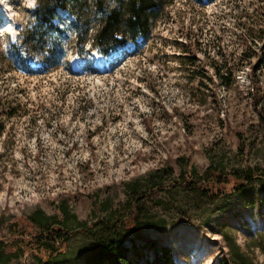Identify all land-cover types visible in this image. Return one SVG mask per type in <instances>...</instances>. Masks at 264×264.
Masks as SVG:
<instances>
[{
    "label": "rangeland",
    "instance_id": "rangeland-1",
    "mask_svg": "<svg viewBox=\"0 0 264 264\" xmlns=\"http://www.w3.org/2000/svg\"><path fill=\"white\" fill-rule=\"evenodd\" d=\"M117 2L62 0L49 24L41 19L53 0H0L11 19L10 27L0 26V102L18 104L14 116L0 115V249L11 253L0 264H36L37 234L26 219L37 208L69 233L58 245L62 255L48 264H81L93 236L105 233L98 222L122 216L123 182L161 167L173 170V187L146 201L142 229L127 234L125 243L138 249L132 264L152 253L139 235L169 245L173 264H218L226 252L216 233L221 223L242 247L251 237L264 247V207L258 213L249 202L259 188L264 199V177L247 183L241 197L228 192L232 182L226 194L189 182L208 166L264 174V131L254 125L248 65H239L230 88L205 79L204 95L193 96L198 79L187 74L194 67L181 69L174 55L181 27H192L209 56L220 60V46L234 68L241 47L224 11L226 3L247 0H157L144 36L131 39L121 29L124 41L100 55L94 37ZM197 57L211 77L205 56ZM261 74L264 80V67ZM61 201L75 206L77 220L60 224ZM15 222L20 230L27 224L24 234L13 232ZM252 254L264 264L261 250Z\"/></svg>",
    "mask_w": 264,
    "mask_h": 264
},
{
    "label": "trees",
    "instance_id": "trees-1",
    "mask_svg": "<svg viewBox=\"0 0 264 264\" xmlns=\"http://www.w3.org/2000/svg\"><path fill=\"white\" fill-rule=\"evenodd\" d=\"M53 1L51 10L47 13L45 12V16L41 19L49 24L54 17V9L64 7L62 0ZM117 1L109 10L103 26L94 37V47L97 49L98 46L97 52L99 54H104L114 44L124 41L122 37L118 36L121 29L131 33V39H135L137 35L144 36L151 19V10L155 7L157 0ZM221 1L232 2V0ZM226 5L230 6L224 11L225 15L231 22L234 29L233 36L241 47L236 66L231 68L227 65L228 62L224 58L220 46H216L214 50L215 55L220 56V60H216L214 56H209L207 48L201 45V38L192 34V27L185 30L181 27L183 38L175 42L180 49L179 52L174 54L175 59L181 69H186L187 71L189 66L194 67L189 73L186 72L188 73L187 78L189 81L198 79L197 90L191 91L193 96L197 94V91L201 95H204V90L207 88V84L204 82L205 79L209 81L214 80L216 85L230 88L236 82L235 72L239 69V65L247 64V81L249 86L247 95L251 100V106L255 114V129L257 132H262L264 131V80L261 74L262 67H264V0H247L244 4L232 2L231 4L226 3ZM259 42H261V53H257L256 46H253L258 45ZM198 51H200L202 57L205 56L204 60L212 68L211 77L206 76L204 66L199 68L196 65L199 61L197 57ZM17 107L18 104L15 103L5 102L1 104L0 102V115L14 116L18 112ZM181 168H184V165ZM181 168L179 167L180 173H182V170L184 171ZM192 171L190 170L189 173L193 174L194 177ZM173 174L174 172L171 168L161 167L149 170L140 177L123 182L124 193L127 199L122 216H117L114 221L105 218L98 222L97 225L105 230V233L93 236L90 244L83 251L81 264H132V256L136 255L138 249L135 243H132L131 246L125 243L126 240H130L127 234L137 233L142 229V207L153 194H165L173 187L174 182L171 181ZM261 174L254 167H246L241 170L223 173L213 166H208L198 174V177L196 176L197 182L194 179L189 182L194 186L198 185L200 191L206 194H215L217 191L218 193L226 194L228 190V192L231 191L232 194L241 197L246 184L256 178H263L264 174H262L263 176ZM230 182H232V185L226 190ZM262 191L263 189L261 188L257 189L255 198L249 199L250 204L256 208L258 213H261L264 207V199L261 196ZM128 198L130 202H127ZM153 203L157 206L161 203V199H156L155 202L153 200ZM58 210L63 215L60 224L67 217L72 216L74 219H78L75 206L68 205L65 201H61ZM26 221L37 234L34 237L35 248L39 253L36 256V264H48L60 257L62 250L58 245L65 243L69 233L60 225L53 226L54 224H58V221L51 220L43 210L38 208L28 215ZM26 225L23 226V230H20V226L16 222L10 227H13V232L17 231V234L21 232L20 235H22L25 233ZM152 227L156 229L157 224H152ZM216 233L221 236L224 248L226 249L225 256L220 258L218 264H256L252 249L257 248L264 254L261 239L251 237L249 242L242 247L237 242L234 230L228 223L218 224ZM139 239H144L142 246H146L152 251L151 257L145 258L143 264H173L169 245L159 243L156 238L149 236L139 235ZM3 253L11 254L4 249H0V258Z\"/></svg>",
    "mask_w": 264,
    "mask_h": 264
},
{
    "label": "bare ground",
    "instance_id": "bare-ground-1",
    "mask_svg": "<svg viewBox=\"0 0 264 264\" xmlns=\"http://www.w3.org/2000/svg\"><path fill=\"white\" fill-rule=\"evenodd\" d=\"M0 26H11V19L8 12L6 11V3L0 4Z\"/></svg>",
    "mask_w": 264,
    "mask_h": 264
}]
</instances>
